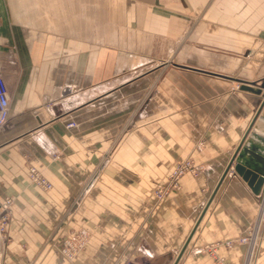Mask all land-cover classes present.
<instances>
[{"label":"crops","instance_id":"obj_1","mask_svg":"<svg viewBox=\"0 0 264 264\" xmlns=\"http://www.w3.org/2000/svg\"><path fill=\"white\" fill-rule=\"evenodd\" d=\"M0 75V264H264V185L228 171L264 138V92L239 88L264 79V0H0ZM188 158L205 172L161 195Z\"/></svg>","mask_w":264,"mask_h":264},{"label":"built area","instance_id":"obj_2","mask_svg":"<svg viewBox=\"0 0 264 264\" xmlns=\"http://www.w3.org/2000/svg\"><path fill=\"white\" fill-rule=\"evenodd\" d=\"M10 117V96L6 81L2 75H0V129L7 123ZM179 163L180 168L173 169L169 177H167V184L165 188H160L159 193L165 195L169 190L176 189L178 187L179 180L182 175L187 171H190L193 175H199L201 173L200 168L193 166V162L190 159H184ZM30 179L37 186L50 190L52 188L51 183L36 171L31 169ZM13 201L11 198H4L0 204V234L4 232L5 226L10 219V208ZM258 238V229L252 231L248 236L238 239L236 241H230L226 243L228 248H232L236 243L249 244L255 246ZM88 243V235L84 232L77 233L72 238L67 239L61 249L65 258L73 260L77 255L86 247ZM218 244L207 247V251L215 259L216 264H228L226 259L218 254ZM124 264H155L150 260H140L136 258H130L125 261Z\"/></svg>","mask_w":264,"mask_h":264},{"label":"water","instance_id":"obj_3","mask_svg":"<svg viewBox=\"0 0 264 264\" xmlns=\"http://www.w3.org/2000/svg\"><path fill=\"white\" fill-rule=\"evenodd\" d=\"M240 89L262 95L264 79L260 86L241 82ZM259 118L264 122V103L260 108ZM232 168L248 182L255 192H259L264 185V138L257 133L250 135L241 146L228 171Z\"/></svg>","mask_w":264,"mask_h":264},{"label":"rangeland","instance_id":"obj_4","mask_svg":"<svg viewBox=\"0 0 264 264\" xmlns=\"http://www.w3.org/2000/svg\"><path fill=\"white\" fill-rule=\"evenodd\" d=\"M189 159V158H188ZM191 160V159H190ZM192 162H193V166H198L199 168H200V170H201V173L200 174H202V173H204L205 172V167H203V166H201V165H196L195 163H194V161L193 160H191ZM181 162H183L182 160H180V161H178L175 165H173L172 167H170L169 168V170L167 171V173H166V176L165 177H169V175H170V173L173 171V169H178V168H180V164L179 163H181ZM32 169H34V168H32ZM31 171V170H30ZM37 171V170H36ZM39 174H40V176H42V177H44L39 171H37ZM187 174H190V175H192V176H195V177H198L199 175H193L190 171H187L184 175H182L181 177H184L185 175H187ZM45 178V177H44Z\"/></svg>","mask_w":264,"mask_h":264},{"label":"bare ground","instance_id":"obj_5","mask_svg":"<svg viewBox=\"0 0 264 264\" xmlns=\"http://www.w3.org/2000/svg\"><path fill=\"white\" fill-rule=\"evenodd\" d=\"M239 88H240V86H239Z\"/></svg>","mask_w":264,"mask_h":264}]
</instances>
